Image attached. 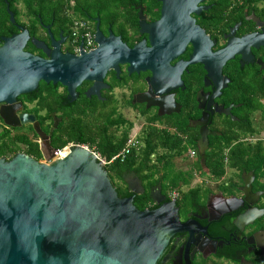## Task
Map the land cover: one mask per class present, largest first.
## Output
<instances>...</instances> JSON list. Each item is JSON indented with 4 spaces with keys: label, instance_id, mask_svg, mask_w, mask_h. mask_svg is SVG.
Returning <instances> with one entry per match:
<instances>
[{
    "label": "flooded vegetation",
    "instance_id": "af4514ba",
    "mask_svg": "<svg viewBox=\"0 0 264 264\" xmlns=\"http://www.w3.org/2000/svg\"><path fill=\"white\" fill-rule=\"evenodd\" d=\"M162 6L161 0H124L122 4L117 0L103 8L106 13L99 10L100 15L94 11L96 15L85 17L94 30L99 19L98 28L104 38L111 34L129 49L135 45L152 48V53L136 56L149 61L151 67L135 71L129 62L119 61L116 68L109 66L97 83L83 80L69 91L60 83L50 82L47 89L38 85L27 93L30 97L19 95L11 105L0 103V109L15 123L21 122L20 114L34 116L31 122L19 125L6 124L0 116V135L13 139L0 157L9 160L22 152L46 161L58 148L57 137L65 127L73 136L99 128L113 138L127 131L137 138L136 132L147 126L165 130L181 138L186 149L172 156L176 149L165 147L166 158L171 157L166 163L171 168L169 176L176 182L163 178L155 183L146 207L156 208L174 200L180 221L187 225L170 237L157 264H264V252L256 239V234L264 231V198L263 190L254 187V179L252 191L258 195L251 197L253 204L240 203L214 218L226 198L243 196L242 175L253 173L241 172L240 182L232 186L231 173L215 181L200 176L202 169L194 168L205 153H227L238 145L249 151L264 146V0H167L162 30L157 26L142 30L140 23L158 22ZM45 25H50L62 53L79 55L82 49L89 51L80 46V36L77 49V40L59 22H42L43 33L37 29L36 35L29 33L30 37L52 47ZM142 42L145 47L140 45ZM226 47L229 53H219ZM104 52L115 56L112 48ZM135 120L139 128L133 131ZM141 183L142 193H133L125 184L129 196L145 192ZM116 185L124 186L122 182ZM188 197L192 200L186 202ZM253 207L263 210L259 218L251 224H234L239 214Z\"/></svg>",
    "mask_w": 264,
    "mask_h": 264
},
{
    "label": "water",
    "instance_id": "95a60500",
    "mask_svg": "<svg viewBox=\"0 0 264 264\" xmlns=\"http://www.w3.org/2000/svg\"><path fill=\"white\" fill-rule=\"evenodd\" d=\"M161 1V18L151 25L140 23L142 30L148 31L149 26L162 30L167 0ZM7 10L14 22L8 4ZM98 21L97 18L93 34L96 47L88 52L82 49L79 55L61 52L60 42L54 39L50 25L45 28L52 47L30 37L28 29L21 25H17L19 32L3 36L0 103H15L19 95L35 91L40 81L60 83L69 91L83 80L97 83L106 69L116 68L119 61L129 62L130 69L135 71L151 67L149 61L136 56L152 53V48L135 45L129 49L119 38H111V34L104 38ZM28 40L45 56L27 51ZM202 40H198L200 44ZM80 46L83 47V42ZM110 48L114 49L115 56L104 52ZM219 53H229V49L226 47ZM0 116L10 125L34 119L32 115L20 114L21 122L15 123L2 108ZM35 128L38 134H43L36 124ZM253 179V174L242 175L243 196L226 198L214 218L240 203L253 204L255 200L251 197L258 195L252 191ZM123 181L133 193L144 191L141 180L131 172L123 176ZM133 199L132 195H118L96 153L79 144L67 148L57 159H53L51 152L46 161L22 152L9 160L0 157V264H157L170 237L185 230L187 222L180 221L174 200L156 208L139 209ZM262 212L253 207L239 214L234 224H251ZM256 239L264 252V231L257 233Z\"/></svg>",
    "mask_w": 264,
    "mask_h": 264
},
{
    "label": "trees",
    "instance_id": "16d2710c",
    "mask_svg": "<svg viewBox=\"0 0 264 264\" xmlns=\"http://www.w3.org/2000/svg\"><path fill=\"white\" fill-rule=\"evenodd\" d=\"M114 1L117 0H0V36H9L18 32L19 28L17 25L27 28L30 34L36 35L37 26L35 24L41 25L42 22H59L60 27H65L70 33L72 32L71 25L74 18L92 17V15H96L94 11H97V15H100L99 10L106 13L107 11L103 8H106L109 3ZM123 1L120 0V3L122 4ZM135 1L141 2L142 0ZM19 3H22L25 8L27 20L33 21V23H24L19 19ZM7 4L13 12L14 22H11L9 18ZM25 49L38 52L42 56L44 55L42 51L35 48L30 42ZM49 84L44 81L39 83L42 86L40 88L43 89H47ZM27 97H30V95L27 94ZM42 103L45 105V97L42 98ZM65 129L66 127L63 132L59 133L56 146L63 147L70 141L78 144L93 145L96 152L107 161L104 164V168L107 170L119 196L127 197L130 194L123 181V176L127 172H134L143 181L145 192L139 196H134L133 199L134 204L139 209H144L147 203L151 201L149 191L155 183H158L163 178L176 182V178L169 176L171 168H167L166 163L171 160V157L169 159L166 158L164 149L165 147L175 148V154L172 156H177L185 151L186 148L182 144L181 138L170 135L165 130L155 126H147L141 129L137 137L141 142L138 150L131 149L122 160L119 158L111 160L124 146L129 136L128 131L119 138H113L106 136L105 132L101 133L99 128H96L98 131L94 130L91 133L88 129L89 132L87 134L75 136L67 133ZM9 140L13 139L7 134L0 135V156L5 154L9 148ZM194 168L202 169L199 172L200 176L205 175L208 179L215 181H219L231 173L232 175L229 178L232 186L240 182L241 172L251 171L254 175V187L263 190L264 198V146L262 145H258L250 151L243 150V147L238 145L227 153H205L202 161L196 163ZM181 177H184V175ZM183 180L186 182L187 178ZM118 182H122L124 186H117ZM196 193H198V189H196ZM185 200L189 202L192 199L188 197ZM262 206H264V201Z\"/></svg>",
    "mask_w": 264,
    "mask_h": 264
},
{
    "label": "built area",
    "instance_id": "2783aa9c",
    "mask_svg": "<svg viewBox=\"0 0 264 264\" xmlns=\"http://www.w3.org/2000/svg\"><path fill=\"white\" fill-rule=\"evenodd\" d=\"M72 35L74 37V40L76 41V48L78 49L79 44V36L81 40L83 41V45L86 50H92L96 47V43L93 39L94 34V28L90 25V22L85 18H74L73 24L71 25ZM78 144V143H77ZM74 145L73 143H68L63 147H58L53 152V159L60 158L63 154V152L69 148L70 146ZM82 145L91 151L95 152L97 155V158L101 161V163L104 165L107 161L104 157L100 156L99 153L96 152V149L94 147H89L86 144H79ZM139 144L137 141V138L135 135H129L128 138L125 141L124 146L119 150L117 154H115L111 160H114L116 158H119L122 160L126 155L130 152L131 149L138 148ZM191 156L193 154H190ZM110 160V161H111Z\"/></svg>",
    "mask_w": 264,
    "mask_h": 264
},
{
    "label": "rangeland",
    "instance_id": "374dc122",
    "mask_svg": "<svg viewBox=\"0 0 264 264\" xmlns=\"http://www.w3.org/2000/svg\"><path fill=\"white\" fill-rule=\"evenodd\" d=\"M18 7H19V10H20V14H19V19L22 21V22H24V23H33V21H30V20H27V16L25 15V8H24V6H23V4L22 3H19L18 4ZM36 26H37V28L36 29H38L40 32H42L43 33V29H41V26L38 24V23H36L35 24ZM22 95H24V94H22ZM136 121V126L134 127V130L133 131H135L136 129H138L139 128V125L137 124V123H139V122H137V120H135ZM136 134H139V131L138 132H136ZM89 147H94L93 145L91 146V145H88ZM95 148V147H94ZM177 160H179V158H177ZM180 161H182L183 162V160H180ZM186 161V160H185Z\"/></svg>",
    "mask_w": 264,
    "mask_h": 264
},
{
    "label": "crops",
    "instance_id": "0c3cea01",
    "mask_svg": "<svg viewBox=\"0 0 264 264\" xmlns=\"http://www.w3.org/2000/svg\"><path fill=\"white\" fill-rule=\"evenodd\" d=\"M82 18V17H81Z\"/></svg>",
    "mask_w": 264,
    "mask_h": 264
}]
</instances>
